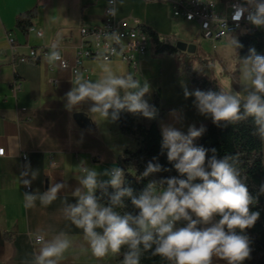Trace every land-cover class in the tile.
Wrapping results in <instances>:
<instances>
[{"label":"clouds","instance_id":"obj_1","mask_svg":"<svg viewBox=\"0 0 264 264\" xmlns=\"http://www.w3.org/2000/svg\"><path fill=\"white\" fill-rule=\"evenodd\" d=\"M123 4L124 0H108L106 15L116 17ZM232 7L233 20L239 21L247 14L249 23L264 28V0H238ZM213 22L224 24L225 18L214 16ZM106 38L119 43L121 35L113 31ZM229 46L238 57L241 91L220 86L219 91H189L183 86L184 96L194 97L198 113L210 117L217 127L222 122L236 125L252 118L253 134L264 142V55L253 47L240 57L237 49L242 45L234 37ZM111 51L116 53L115 48ZM45 59L50 65L60 62L67 67L58 42L51 44ZM99 67L101 72L95 80L86 78L79 70L73 72L72 88L65 94V108L69 112L91 102L88 114L92 119L115 122L124 111L149 120L156 118L158 110L145 99L151 91L146 80L141 83L132 73L117 74L107 56L100 60ZM205 130L203 126L190 125L185 133L171 125H161V151H166L167 160L184 178L151 181L138 194L124 186L123 169L113 167L99 172L87 161H81L74 173L77 186L71 193L75 203L65 198L62 208L64 218L83 232L87 247H81V252L90 251L96 258L122 255V264H141L145 253L159 256L166 264H212L213 257L227 264H243L250 259V240L243 233L260 217L259 211L250 210L257 198L250 194L241 176L237 156L218 159L212 149L213 155L208 157V149L194 146L193 141ZM161 171L168 169L149 162L142 176ZM37 177L38 170L26 167L20 174V183L30 188ZM67 187L66 183H53L42 193L25 192L23 206L32 208L39 200L47 207ZM109 187L114 190L112 193L107 192ZM98 189L108 196L107 203L96 195ZM260 191L264 193V185ZM126 199L137 210L135 213L120 211L127 207ZM217 215L221 218L212 223ZM202 224L211 226L198 227ZM29 235L39 246L31 264H59L73 247V238L65 231L49 236V232L40 230Z\"/></svg>","mask_w":264,"mask_h":264},{"label":"crops","instance_id":"obj_2","mask_svg":"<svg viewBox=\"0 0 264 264\" xmlns=\"http://www.w3.org/2000/svg\"><path fill=\"white\" fill-rule=\"evenodd\" d=\"M107 1L0 0V146L6 149L0 159V264H31L39 246L29 234L40 230L49 232V236L65 231L73 238V247L59 264H122L112 255L96 258L90 251L81 252V247H87L83 232L64 218L63 200L75 203L71 193L77 186L74 173L81 161L103 172L118 167L119 155L125 149L136 150L138 143L122 134L118 120L93 117L94 121L88 114L91 102L72 112L65 108V94L72 88L70 71L57 65L51 69L47 60L42 63L22 59L30 47H50L54 42L72 59L81 43V27L101 23ZM33 8L37 9L34 30L24 33L16 27V18ZM116 18L146 25L165 42L177 24L188 22L174 16L168 4L150 0H124ZM37 29L43 31L41 37ZM8 34L14 36L15 48ZM150 49L141 57L138 68L120 58L109 60L117 74L132 73L141 83L146 80L150 84L151 91L145 99L151 105L156 95L160 98L161 115L157 112L151 120L135 115L136 119L145 124L156 121L160 131L161 125H171L185 133L190 125L200 128L211 121L198 113L194 97L185 98L183 86L189 91L206 90L192 84L190 72L179 66L174 55L156 56ZM100 60L87 59L86 72L82 73L88 74L89 79H97ZM49 78H58L59 83L55 85ZM77 112L86 114L92 128L77 123L74 118ZM26 167L38 170L29 193H42L53 183H66L68 187L47 207L37 200L34 207L25 208L26 191L20 183V174Z\"/></svg>","mask_w":264,"mask_h":264},{"label":"trees","instance_id":"obj_3","mask_svg":"<svg viewBox=\"0 0 264 264\" xmlns=\"http://www.w3.org/2000/svg\"><path fill=\"white\" fill-rule=\"evenodd\" d=\"M36 16V8L20 13L16 18V27L22 32L28 33ZM141 27L150 37L156 56L165 53L176 56L182 53L174 44L165 42L156 30L143 24ZM239 42L242 45L240 57L246 56L249 48L253 47L258 54L264 55V31L262 29L242 33ZM188 71L192 76L194 86L202 87L206 91L220 90L215 82L206 77H197L191 69ZM152 105L161 115L158 95H156ZM118 121L122 134L138 143L136 150L125 149L118 157V167L125 172V187H131L134 194H138L151 181L174 176L184 178L180 177V174L175 170L174 163L167 160L166 151L163 153L161 151L162 134L156 121L149 124L141 123L134 114L127 111L120 113ZM203 127L206 130L201 137L193 141L194 146H203L208 149V157L213 155L212 149H215V155L218 159L237 156L241 176L250 194L257 198V203L250 206V210L259 211L260 217L254 226L244 230L243 234L248 236L250 240L251 258L246 259L243 264H264V193L260 191L261 186L264 185V142H261L260 138L253 134L255 126L252 118L236 125L222 122L220 127H217L211 120ZM149 162L159 163L162 168L168 169V171L143 177L142 173ZM138 177L141 179L138 180ZM113 191L111 187L107 189L108 193ZM96 195L101 197L102 203H107L108 196L102 194L101 190L98 189ZM125 204L127 207L120 210L121 212L135 213L137 211L131 205L130 200L126 199ZM198 227L201 228V225ZM115 259L122 261L123 257L117 255ZM141 264H166V262L159 256H151L150 253H145L141 259Z\"/></svg>","mask_w":264,"mask_h":264},{"label":"built area","instance_id":"obj_4","mask_svg":"<svg viewBox=\"0 0 264 264\" xmlns=\"http://www.w3.org/2000/svg\"><path fill=\"white\" fill-rule=\"evenodd\" d=\"M164 2L172 8L173 14L176 17H180L188 22H195L198 24L199 29L197 32L198 37L205 38L207 40H217L233 33H244L250 30H257L264 28H257L247 21L245 14L239 21L232 19L234 14L233 4L238 0H155ZM101 23L93 26H82L80 29L81 43L76 48L74 56L70 59L66 56L63 49L59 47L62 59L66 62L67 67H64L60 62L55 65L61 69L70 71L71 75L75 70L86 72L85 61L87 59H103L104 56L108 57V60L120 58L134 68L139 67L141 57L146 54L150 43L152 42L148 34L143 30L141 24L131 23L128 19H117L116 17H109L106 15ZM225 18L224 24H217L213 22V17ZM207 25V27H205ZM34 30V27H31ZM118 32L121 35L119 43L106 38L111 32ZM38 36L43 35L41 29H37ZM8 38L12 47L15 48V38L12 34H8ZM115 48L116 53L113 54L111 49ZM50 47H30L27 55L22 56L25 61L45 62L46 55L49 53ZM53 69L54 65H49ZM86 74V78H88ZM49 81L53 84H58V78H49ZM16 89H19V84L15 85ZM0 159L6 153V149L0 146ZM26 154L23 158H26ZM141 177H138L140 180ZM25 191L29 192L30 188L25 187ZM33 239V237H32ZM34 240V239H33Z\"/></svg>","mask_w":264,"mask_h":264},{"label":"rangeland","instance_id":"obj_5","mask_svg":"<svg viewBox=\"0 0 264 264\" xmlns=\"http://www.w3.org/2000/svg\"><path fill=\"white\" fill-rule=\"evenodd\" d=\"M198 29L199 26L195 22L179 23L173 34L166 37L167 42L174 45L178 41H185L195 46L193 51L182 52L175 56L179 66L191 69L197 77H206L220 87L241 91L238 57L235 50L229 46L230 38L234 37L239 41L241 34L233 33L213 41L198 37ZM150 47V50H154L153 44H150ZM237 52L240 56V48L237 49ZM220 218L219 215L215 216L212 223L218 222ZM210 226L211 224H202L201 228ZM236 231L240 232L239 229ZM212 264H227V261L213 257Z\"/></svg>","mask_w":264,"mask_h":264},{"label":"water","instance_id":"obj_6","mask_svg":"<svg viewBox=\"0 0 264 264\" xmlns=\"http://www.w3.org/2000/svg\"><path fill=\"white\" fill-rule=\"evenodd\" d=\"M175 46L182 52L193 51L195 48L193 44H189L185 41H178ZM74 118L81 127L88 129L92 128L90 119L86 116L85 113L77 112L75 113Z\"/></svg>","mask_w":264,"mask_h":264}]
</instances>
